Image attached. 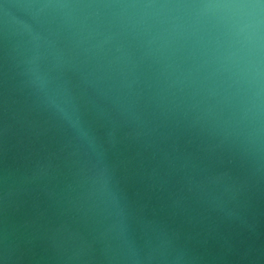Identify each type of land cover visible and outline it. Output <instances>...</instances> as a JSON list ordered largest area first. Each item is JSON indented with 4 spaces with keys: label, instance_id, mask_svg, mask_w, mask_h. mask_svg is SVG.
Instances as JSON below:
<instances>
[{
    "label": "water",
    "instance_id": "1",
    "mask_svg": "<svg viewBox=\"0 0 264 264\" xmlns=\"http://www.w3.org/2000/svg\"><path fill=\"white\" fill-rule=\"evenodd\" d=\"M0 264H264V0H0Z\"/></svg>",
    "mask_w": 264,
    "mask_h": 264
}]
</instances>
